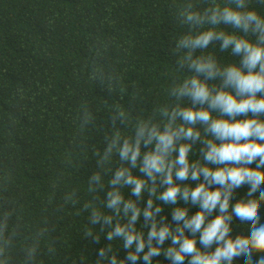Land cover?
<instances>
[{
	"label": "clouds",
	"instance_id": "clouds-1",
	"mask_svg": "<svg viewBox=\"0 0 264 264\" xmlns=\"http://www.w3.org/2000/svg\"><path fill=\"white\" fill-rule=\"evenodd\" d=\"M175 18L186 31L171 49L176 75L169 77V102L135 118L114 104L103 151L81 138L95 127L90 108L78 116L75 146L95 157L87 179L90 199L81 204L88 213L83 236L107 241L95 264L141 259L152 264L161 255L170 264H234L241 256L245 264H264V11L253 0H181ZM210 47L234 59L221 63L206 54ZM90 79L107 83L109 91L119 86V76L110 75L99 59L92 62ZM195 145L200 146L198 159H193ZM189 180L194 186L184 183ZM243 186L248 187L245 197L233 203L235 190ZM125 192L136 199H126ZM145 196L144 206H138ZM79 197L72 189L64 202L78 204ZM161 205L170 208L174 227L160 215ZM187 205L198 211L189 215ZM15 216L9 202L0 204V264H12L19 227L12 223ZM234 218L249 225L247 235L233 237ZM44 233L41 229L31 244L25 242L23 264H36ZM166 241L170 245L164 248ZM118 243L127 253L119 260Z\"/></svg>",
	"mask_w": 264,
	"mask_h": 264
},
{
	"label": "trees",
	"instance_id": "trees-1",
	"mask_svg": "<svg viewBox=\"0 0 264 264\" xmlns=\"http://www.w3.org/2000/svg\"><path fill=\"white\" fill-rule=\"evenodd\" d=\"M180 2L0 0V204L9 202L16 209L12 223L19 227L10 252L12 264H23L25 242L31 244L32 235L41 229L45 238L36 264H95L107 241L94 243L83 236L88 213L81 211V204L90 199L87 179L95 170V157L91 152L82 155L75 146L78 116L90 108L95 127L81 138L103 151L104 139L111 134L114 104L129 109L135 118L141 111L147 115L154 105L169 102V77L176 75L171 49L186 31L175 18V5ZM253 6L264 11L257 0ZM206 54L215 55L221 63L234 59L212 47ZM97 59L110 75L119 76L114 91L108 90L107 83L90 79ZM199 147L194 146L193 159L200 158ZM133 174L141 175L138 170ZM72 189L79 192L78 204L64 202L65 193ZM247 191V186L235 190L233 203ZM99 195L102 199L104 193ZM124 195L136 199L129 192ZM146 200L145 196L138 206L143 207ZM161 206L160 215L174 227L170 208ZM180 206L186 205L181 201ZM187 207L189 215L198 211ZM260 215L264 220V206ZM143 223L141 218L138 231ZM232 227L235 237L247 235L249 225L234 218ZM169 245L166 241L163 247ZM115 247L117 259H123L126 251L119 243ZM137 264L145 262L141 259ZM152 264L170 261L161 255ZM234 264H245V258L237 257Z\"/></svg>",
	"mask_w": 264,
	"mask_h": 264
}]
</instances>
